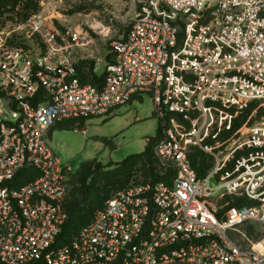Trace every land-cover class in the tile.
<instances>
[{
  "label": "built area",
  "instance_id": "built-area-1",
  "mask_svg": "<svg viewBox=\"0 0 264 264\" xmlns=\"http://www.w3.org/2000/svg\"><path fill=\"white\" fill-rule=\"evenodd\" d=\"M137 2L100 85L78 71L83 32L42 12L0 29V264H264V118L251 125L264 113V0ZM143 94L170 181L117 193L61 244L73 172L52 130ZM196 150L215 161L202 178Z\"/></svg>",
  "mask_w": 264,
  "mask_h": 264
},
{
  "label": "rangeland",
  "instance_id": "rangeland-1",
  "mask_svg": "<svg viewBox=\"0 0 264 264\" xmlns=\"http://www.w3.org/2000/svg\"><path fill=\"white\" fill-rule=\"evenodd\" d=\"M41 12L59 30H76L89 37L91 45L86 49L85 59L78 66L85 72V66L93 64L94 73L103 76L105 67L113 55L111 44L130 30L138 12V2L137 0H0V29L7 24L25 22L32 15ZM250 114L251 111L244 115L237 126L246 122ZM263 118L264 113L260 111L252 119L251 125L260 123ZM83 124L88 127L86 134L82 131ZM158 127L159 119L155 115L153 98L143 94L139 99L114 110L110 115L88 119L79 127L71 125L69 128L53 131L51 147L60 162L69 165L73 172L70 177L71 188L76 186L75 174L83 164L94 161L100 165L96 180L90 182L94 191L81 200L82 213L77 218L79 227L91 219L88 213L100 200L109 199L119 191L143 182L141 178L138 180L132 178L124 188L114 191H110L107 186V182L111 184L114 174L119 170L118 163L142 153L147 139L156 136ZM104 140L111 141L112 145L106 144ZM206 158L208 172L215 161ZM158 171L166 176L159 168ZM170 179L171 177L167 175L165 181L169 182Z\"/></svg>",
  "mask_w": 264,
  "mask_h": 264
},
{
  "label": "trees",
  "instance_id": "trees-1",
  "mask_svg": "<svg viewBox=\"0 0 264 264\" xmlns=\"http://www.w3.org/2000/svg\"><path fill=\"white\" fill-rule=\"evenodd\" d=\"M113 60H114V56L112 55V57L109 59V64H112ZM85 67H86V70L84 72V70H82V68L78 66V71H79L82 82L85 84L100 85L104 78L103 76H99L94 73V65L93 64L86 65ZM83 122L84 121H79V120L78 121H65L58 125H61L62 129H66V128L71 127V125H75L79 127L82 125ZM162 137H163L162 128L159 123L156 136L153 138L147 139L145 150L142 153L131 156L122 163H118L119 170L116 172V174H114L113 181L110 182L111 184L107 182V186L109 187L110 191L124 188L125 185L128 184L132 180V178L134 180H138L141 178L143 182L139 185H146V184L154 185L160 182H166L165 180L167 179V175L163 176L158 171V168L156 167V159H155V153H154L155 147L161 141ZM104 142L106 144L112 145L111 141L104 140ZM190 160L198 176L200 178L204 177L206 175V172H207L206 170L208 168L207 158L205 157V155L201 153L200 151L196 150L193 152V154H191ZM99 168H100L99 164H96L94 161H89L83 164L82 167L79 169V171L75 174L77 175V183H76V186H74L73 188H71L70 186L72 199L68 206L69 220L67 224L65 225V227L63 228V231L60 237L61 244H67L75 236H77L80 230L86 224L90 222L94 213L97 210L103 208L106 201H108L109 199L113 197L112 196L109 199L100 200L96 204V206L88 213L91 219L85 225L79 227V222L77 218L82 213L81 212L82 210L81 200L83 197H88L94 191V189H92L93 185H91L90 182H93V180L94 181L96 180V177L99 174L98 172ZM29 173L30 171H23L20 174V176L28 175ZM170 175L172 176L173 173ZM70 182L71 181L69 180V184ZM128 188L123 189L119 192L127 190ZM244 205H249V204L243 202L241 203L240 206H244Z\"/></svg>",
  "mask_w": 264,
  "mask_h": 264
},
{
  "label": "crops",
  "instance_id": "crops-1",
  "mask_svg": "<svg viewBox=\"0 0 264 264\" xmlns=\"http://www.w3.org/2000/svg\"><path fill=\"white\" fill-rule=\"evenodd\" d=\"M84 126H85V125H84ZM55 129H62V127H61V125H58L57 127H55V128L52 130V132H51V138H52V133H53V131H54Z\"/></svg>",
  "mask_w": 264,
  "mask_h": 264
},
{
  "label": "bare ground",
  "instance_id": "bare-ground-1",
  "mask_svg": "<svg viewBox=\"0 0 264 264\" xmlns=\"http://www.w3.org/2000/svg\"><path fill=\"white\" fill-rule=\"evenodd\" d=\"M258 248V247H257ZM260 250L264 249V248H259Z\"/></svg>",
  "mask_w": 264,
  "mask_h": 264
}]
</instances>
